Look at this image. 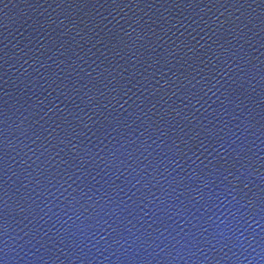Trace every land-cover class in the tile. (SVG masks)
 Returning a JSON list of instances; mask_svg holds the SVG:
<instances>
[{
  "label": "water",
  "instance_id": "1",
  "mask_svg": "<svg viewBox=\"0 0 264 264\" xmlns=\"http://www.w3.org/2000/svg\"><path fill=\"white\" fill-rule=\"evenodd\" d=\"M0 264H264V0H0Z\"/></svg>",
  "mask_w": 264,
  "mask_h": 264
}]
</instances>
